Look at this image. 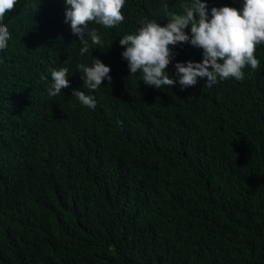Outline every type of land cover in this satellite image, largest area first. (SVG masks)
I'll use <instances>...</instances> for the list:
<instances>
[{
	"label": "trees",
	"instance_id": "16d2710c",
	"mask_svg": "<svg viewBox=\"0 0 264 264\" xmlns=\"http://www.w3.org/2000/svg\"><path fill=\"white\" fill-rule=\"evenodd\" d=\"M185 2L129 0L113 33L163 25ZM204 2L209 18L242 6ZM69 7L18 0L3 21L0 264H264V44L243 81L157 89L106 50L80 55L62 23ZM170 48L173 79L176 62L202 60L188 43ZM96 56L110 61L111 82L92 91L77 66ZM61 67L69 86L51 97Z\"/></svg>",
	"mask_w": 264,
	"mask_h": 264
},
{
	"label": "clouds",
	"instance_id": "9594fccd",
	"mask_svg": "<svg viewBox=\"0 0 264 264\" xmlns=\"http://www.w3.org/2000/svg\"><path fill=\"white\" fill-rule=\"evenodd\" d=\"M128 1L63 0L70 7L66 9L62 23L68 33L79 37L80 55L89 53L90 44L94 52L106 50L110 58L119 56L120 61H127L129 75L142 72L143 83L157 89L179 85L184 90L194 87L197 78H206L204 86L211 88L218 81L229 78L243 81V70L248 66L252 70L259 68L260 61L255 52L264 44V0H242L240 9L212 7L210 18L204 0H186L182 13H170L163 25L155 20L141 21L136 31L113 33L126 20ZM17 3L18 0H0V51L7 48L10 39L3 21ZM183 43L202 49V60L176 62V79H173L167 72L175 55L170 46ZM103 57H92L91 66L83 63L77 66L83 73V85L92 91L103 81L111 82V69L103 63L110 61ZM68 73L67 67L50 70L49 96H58L69 86ZM41 79L47 80L48 77L42 76ZM72 95L82 106L96 108L97 102L92 95L78 89L73 90Z\"/></svg>",
	"mask_w": 264,
	"mask_h": 264
}]
</instances>
